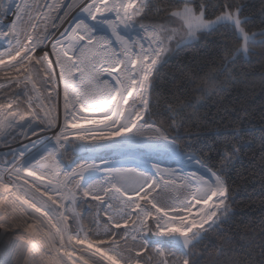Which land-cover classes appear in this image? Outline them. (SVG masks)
<instances>
[{"label": "snow or ice", "instance_id": "1", "mask_svg": "<svg viewBox=\"0 0 264 264\" xmlns=\"http://www.w3.org/2000/svg\"><path fill=\"white\" fill-rule=\"evenodd\" d=\"M259 3L0 0V264H264V216L230 222L248 168L264 198V113L200 112L256 85L238 61L264 89ZM191 44L214 55L165 89Z\"/></svg>", "mask_w": 264, "mask_h": 264}, {"label": "trees", "instance_id": "2", "mask_svg": "<svg viewBox=\"0 0 264 264\" xmlns=\"http://www.w3.org/2000/svg\"><path fill=\"white\" fill-rule=\"evenodd\" d=\"M245 2L251 5L249 14L258 16L260 10L259 0H245ZM253 23L259 26L260 20L257 18ZM213 55L214 53L211 49H199L195 44H191L178 52L171 53L161 69L162 86L167 89L178 82L181 69L185 68V66H192L191 61L193 56L203 61L211 58ZM237 68L242 72L256 73L257 75L254 79L257 83L255 86L243 84L229 85L226 91L220 92L208 100L206 106L200 112L204 116L203 122L208 123L209 127L213 126L210 123L212 120H219L220 116L217 113L222 112L224 108L234 109L241 116L244 115V112L240 111V109H247L249 119L257 128L260 126L261 115L264 113V89H261L259 86L258 75L261 69L254 63L248 64L243 60L237 62ZM247 138L253 140V148L248 152L247 156L251 157L255 154L258 157L260 146L259 132L249 134ZM240 171L244 172V169ZM253 171L252 168H248L245 176L235 178L233 187L236 189V193L235 202L231 206V210L234 212V215L230 217L231 223L239 225L241 220H255L258 226L260 218L264 216V206H262V199L264 198L258 194L259 185L255 183L259 179V171L258 169L255 170V176L252 175ZM245 177L247 182L245 181ZM253 188L257 190V194H253Z\"/></svg>", "mask_w": 264, "mask_h": 264}, {"label": "rangeland", "instance_id": "3", "mask_svg": "<svg viewBox=\"0 0 264 264\" xmlns=\"http://www.w3.org/2000/svg\"><path fill=\"white\" fill-rule=\"evenodd\" d=\"M5 46H6L5 42H4L3 40H0V50H2V48L5 47ZM170 55H171V54H170ZM170 55H169V56H170ZM169 56H168V57H169ZM167 59H168V58H167Z\"/></svg>", "mask_w": 264, "mask_h": 264}]
</instances>
